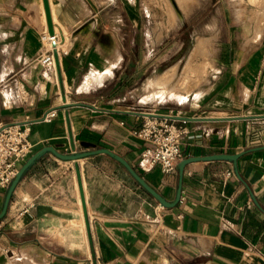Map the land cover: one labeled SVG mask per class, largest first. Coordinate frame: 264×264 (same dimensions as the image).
Listing matches in <instances>:
<instances>
[{
  "label": "crops",
  "instance_id": "0c3cea01",
  "mask_svg": "<svg viewBox=\"0 0 264 264\" xmlns=\"http://www.w3.org/2000/svg\"><path fill=\"white\" fill-rule=\"evenodd\" d=\"M50 3L55 40L46 38L43 1L8 0L0 13V126L28 123L33 153L49 145L80 152L83 141L109 148L168 201L179 172L139 165L144 142L133 132L147 115L239 117L187 121L183 158L243 154L236 163L186 164L180 202L163 207L107 154L46 153L0 220V264H264V148L256 149L264 146V27L254 48L222 59L208 90L176 107L143 109L106 89L112 76L91 83L93 73L115 74L123 57L107 0Z\"/></svg>",
  "mask_w": 264,
  "mask_h": 264
},
{
  "label": "rangeland",
  "instance_id": "374dc122",
  "mask_svg": "<svg viewBox=\"0 0 264 264\" xmlns=\"http://www.w3.org/2000/svg\"><path fill=\"white\" fill-rule=\"evenodd\" d=\"M5 1L0 0V13ZM253 1L107 0L109 30L123 39V57L115 74L93 73L92 85L112 76L106 89H118L143 109L176 107L199 96L216 81L222 59L255 47ZM155 80L168 83L169 92ZM156 91L163 94L154 96Z\"/></svg>",
  "mask_w": 264,
  "mask_h": 264
},
{
  "label": "built area",
  "instance_id": "2783aa9c",
  "mask_svg": "<svg viewBox=\"0 0 264 264\" xmlns=\"http://www.w3.org/2000/svg\"><path fill=\"white\" fill-rule=\"evenodd\" d=\"M49 40H55L56 34H46ZM52 55L45 58L51 60ZM56 115L52 110L46 115L51 120ZM172 114L147 115L134 135L144 142L139 165L148 171L160 165L164 173H176L178 163L183 158L182 141L188 133L187 120L171 117ZM31 126L28 123H11L0 126V194L5 193L21 164L33 153L30 140ZM257 139H254V141ZM230 173V172H228Z\"/></svg>",
  "mask_w": 264,
  "mask_h": 264
},
{
  "label": "water",
  "instance_id": "95a60500",
  "mask_svg": "<svg viewBox=\"0 0 264 264\" xmlns=\"http://www.w3.org/2000/svg\"><path fill=\"white\" fill-rule=\"evenodd\" d=\"M43 5L45 9V15L48 25V32L51 36L56 34L54 24H53V17L51 13V6L49 0H43ZM171 117L177 119H184L187 121H195V120H202V119H234L239 117H223V118H193V117H186V116H177L172 115ZM82 145L86 148L84 151L80 152H73V153H62L58 151L53 146H45L38 151L34 152L19 168L17 174L15 175L14 179L12 180L9 187L6 189L2 207L0 209V220L6 215L12 195L23 178L26 172L46 153H52L57 158L62 160H78L80 158L96 155V154H107L121 163L127 171L131 174V176L150 194L152 195L163 207H175L181 199L182 194V185H183V176L186 164L197 161L200 159H226L231 160L236 163L237 159L243 153H235V154H213L208 156H193V157H186L179 161L178 163V172H179V184L176 192V197L173 201H168L161 193H159L153 186H151L147 180L144 178L141 173L137 171V169L122 155L119 153L105 147L97 148L96 145L89 141H83ZM264 146L257 147L256 149H263Z\"/></svg>",
  "mask_w": 264,
  "mask_h": 264
},
{
  "label": "bare ground",
  "instance_id": "6f19581e",
  "mask_svg": "<svg viewBox=\"0 0 264 264\" xmlns=\"http://www.w3.org/2000/svg\"><path fill=\"white\" fill-rule=\"evenodd\" d=\"M42 1L43 0H41V4H42ZM49 1H51V0H49ZM169 2V1H168ZM254 2V4H253V6L252 7H250L251 8V11H252V13H250V15H252V16H250V18L249 19H251V22H252V29H253V38L254 39H256V38H259V36H260V34H261V32L263 31V27H264V0H255V1H253ZM171 4H173L172 3V0H171ZM170 4V5H171ZM178 4V3H177ZM43 5V4H42ZM174 5V4H173ZM44 6V5H43ZM50 6H51V3H50ZM176 6V5H175ZM175 6H174V8H175ZM51 7H53V6H51ZM171 8V7H170ZM172 9H173V6H172ZM45 10V9H44ZM52 10V9H51ZM171 10V9H170ZM176 11V10H175ZM250 11V12H251ZM44 15V19H45V17H46V15H45V11H43L42 12ZM177 16L178 17H181V13L180 12H178L177 13ZM52 17H53V19H57L56 18V11H55V9L53 8V13H52ZM249 17V16H248ZM182 18V17H181ZM180 19V18H179ZM46 20V19H45ZM54 21V20H53ZM56 22H57V20H56ZM250 22V23H251ZM57 23H59V21L57 22ZM58 33V32H57ZM251 40V39H250ZM200 51H201V47L199 46L198 48H197V50H196V53L198 54V53H200ZM199 56V55H198ZM197 56V57H198ZM208 57V56H207ZM194 60V59H193ZM192 62V61H191ZM209 63V62H208ZM189 65V64H188ZM205 65H207V64H205ZM198 68H200V67H198ZM201 69V68H200ZM204 70V69H203ZM194 72V71H193ZM189 75V74H188ZM196 76H198V75H196ZM200 79H201V77H200ZM165 82V81H164ZM164 82H160V81H158V80H155L154 81V84H156V85H163L164 87L168 84V83H164ZM198 82V81H197ZM169 90H170V88H169V86L167 85L166 86V89L164 90V91H162V92H169ZM162 92H158V91H156V92H154V96H159V95H162L163 93Z\"/></svg>",
  "mask_w": 264,
  "mask_h": 264
}]
</instances>
